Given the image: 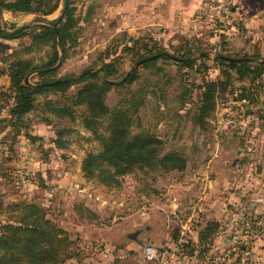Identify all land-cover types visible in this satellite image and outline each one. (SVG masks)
I'll list each match as a JSON object with an SVG mask.
<instances>
[{"label":"rangeland","instance_id":"374dc122","mask_svg":"<svg viewBox=\"0 0 264 264\" xmlns=\"http://www.w3.org/2000/svg\"><path fill=\"white\" fill-rule=\"evenodd\" d=\"M43 1V8L51 4L58 6L47 14L8 9L0 12L1 26L11 31L24 26L27 32L13 39L0 36V223L15 220L18 211L13 204L25 201L42 204L50 217L58 218L57 209L61 206L51 202L50 188L65 175L64 171L72 172L76 180L84 176L101 198L111 200L121 196L126 204L124 198L131 187H170L178 192L180 187L202 181L208 188V180L212 179L208 173L215 170L225 172L224 182L219 185L229 192L231 201L240 202L243 211V214L237 213V220H234L238 222L240 237L235 234L229 242L230 251L240 253L245 264H264V76L251 72L239 77L236 71L227 70L215 60L217 53L247 55L250 64L256 65L257 56L264 55L257 50L256 44L240 49L236 48L235 39L231 44L227 42L232 29L239 27L238 14L232 15L230 22L224 25L217 24L220 30L212 36L211 25L197 19L195 11L185 25L187 32L176 34L164 33V26H144L138 18L141 7L130 0H67L73 11L71 22L66 24L70 26L72 38L65 41L63 49L57 37L55 44L50 38L43 42L31 38L35 33L43 34V27L48 25L34 21L36 14L53 18L59 13L61 0ZM134 10H138L137 14ZM66 21L67 18H63L60 25ZM149 47H152L150 52ZM159 49L189 57L191 65H183L164 55L149 65L136 63L141 56ZM17 59L28 61L29 66L50 64L49 68L55 69L44 75L37 69L27 73L25 77L32 84L43 77L77 76L81 72L98 70L107 61L112 62L114 71L106 78L113 81L136 68L137 77L124 85H111L104 93V101L110 109L127 108L131 132L147 129L157 134L162 140V153L177 150L185 160V167L168 169L159 163L152 167L144 165L121 175L115 184L105 183L113 182L107 170L94 177L86 176L82 168L84 159L88 153L95 155L101 150L99 139L82 123L81 113L85 112L86 105L76 106L74 117H69L57 116L43 103L45 99H66L85 80L73 83L65 92L48 91L36 95L35 108L17 123V133L16 127L10 125L8 114L13 92L6 90L10 79L9 63ZM99 72L98 82L102 75ZM208 81H215L216 87L208 110L204 112L200 105ZM4 89L8 95L1 94ZM101 120L98 132L107 134V119ZM61 128L64 129L63 143L58 146L53 139ZM23 178H27L28 184ZM236 190L240 193L234 192ZM60 201L63 202V198ZM137 241L140 246L152 244L158 255L159 250L167 248L161 242ZM219 243L221 246L207 256L224 257L226 262L227 256L220 250L225 242ZM189 244L190 239L182 245H172L168 249L175 252L172 258L179 259L176 257L181 253L187 255L192 247ZM80 245L83 249L80 259H72L70 264L84 262L95 246L81 242ZM147 262L161 264L160 260ZM184 263L206 264L202 258L198 262L181 261Z\"/></svg>","mask_w":264,"mask_h":264},{"label":"crops","instance_id":"0c3cea01","mask_svg":"<svg viewBox=\"0 0 264 264\" xmlns=\"http://www.w3.org/2000/svg\"><path fill=\"white\" fill-rule=\"evenodd\" d=\"M130 1L141 7L138 18L144 26H164V33L176 34L187 32L185 25L201 2ZM232 1L233 15L237 13L240 22L238 29H232L227 42L231 44L235 39L236 48L240 49L256 44L257 50L264 52V0ZM134 12L137 14L138 10ZM63 174L50 188L51 202L61 206L57 209L59 217L53 216V219L72 236H78L81 243L96 246L84 262L76 264H148L142 254L143 246L137 240L164 243L167 248L158 252L161 264H181L183 260L198 262L201 258L204 261L209 252L221 246L219 242H225L220 250L227 256L226 264H245L240 253L232 252L228 247L236 235L240 237L237 234L238 222L234 223V220H237V213L243 214V211L240 202L235 204L231 201L229 192L226 193L225 187L219 185L224 182L225 172H209L207 176L212 179L208 180V188L202 181H196L190 187H180L178 192L170 187H131L124 196L126 204L121 201V196L111 200L101 198L82 175L76 180L72 172L64 171ZM234 192L240 193L239 190ZM189 239L192 251L173 259L175 252L168 249L178 243L182 245L181 240L189 242Z\"/></svg>","mask_w":264,"mask_h":264},{"label":"trees","instance_id":"16d2710c","mask_svg":"<svg viewBox=\"0 0 264 264\" xmlns=\"http://www.w3.org/2000/svg\"><path fill=\"white\" fill-rule=\"evenodd\" d=\"M34 1H37V3H34ZM44 2L43 0H0V7L11 11H40L47 14L58 6L51 4L47 8H43L42 4ZM72 12V7L66 0L64 11L61 18L56 21V25L54 27L45 25L43 34L36 35L35 33L31 36L33 41L41 40L43 42L50 38L55 44L57 37L59 40L58 44L64 49L65 41L72 38L69 30L70 26H66L67 23L71 22ZM63 18H67V21L60 25ZM222 25L224 24L222 23ZM23 27H16L11 31L0 25V36L9 39L19 38L27 34ZM41 35H44V37ZM127 48L130 47L128 46ZM144 48H146V45H144ZM151 50L152 47H149L148 51L150 52ZM160 51H163V49H159L156 52ZM54 54L57 56L55 50ZM147 55H143L137 60ZM222 55L242 57L244 59L231 60ZM179 57L185 59L174 60L186 66L191 65V60H188L187 57ZM257 57L259 58L256 65L250 64L251 59L247 55L236 56L217 53L215 60H218L227 70L233 69L236 71L239 77L251 74V72L264 76V55ZM157 58H149L139 64L149 65ZM111 63L107 61L98 70L81 72L77 76L65 74L61 77H43L40 81L32 84L25 80L27 73L37 69L39 74L44 75L53 73L55 69L49 68L50 64L33 67L28 65V61L19 59L11 61L9 63V85L6 88V90L13 92V102L8 107L10 125L14 129L16 127L15 130L18 133L17 123L21 122V118L26 113L35 108L36 95L39 93L48 91L65 92L73 83L85 80L66 99L61 101L45 99L43 103L57 116L69 117H74L76 106L86 105L85 112L81 113L82 123L84 127L93 132L101 143V150L95 155L88 153L83 161L82 168L83 170L85 169L86 176L94 177L107 170L110 172L109 179H112L113 182L105 183L115 184L118 183L121 175L132 172L136 167L144 165L152 167L159 163L168 169L185 167V160L179 156L177 150L172 149L162 153V140L157 134L147 129H142L136 133L131 132L129 128L130 115L127 108L119 106L110 109L106 104L104 93L111 85H124L137 77V70L133 68L119 80L107 79V74L114 71ZM99 71L102 72L100 82L97 81L100 74ZM206 85L207 87L203 91L204 101L200 105L201 110L204 112L208 110V102L213 98L212 91L216 87V82L208 81ZM6 90L4 89L1 94L8 95L9 93ZM103 117L107 119V134L98 132V125L102 124L101 119ZM63 132V128L58 129L57 137L53 139L58 146L63 143L61 140ZM97 156L100 157V160L96 159ZM13 207L18 211L17 218L0 223V264H70L69 262L72 259H80L83 252L80 238L72 236L68 230L60 226L48 215L42 204L35 201H25L14 203Z\"/></svg>","mask_w":264,"mask_h":264},{"label":"built area","instance_id":"2783aa9c","mask_svg":"<svg viewBox=\"0 0 264 264\" xmlns=\"http://www.w3.org/2000/svg\"><path fill=\"white\" fill-rule=\"evenodd\" d=\"M233 15V1L232 0H201L195 16L199 20H204L212 27V36H215L219 32L217 24H224V22H230L231 16ZM27 178H23L28 184ZM180 242H184L181 240ZM142 254L148 261H158V254L151 244H145L142 247ZM206 264H226L224 257L210 258L209 256L205 258Z\"/></svg>","mask_w":264,"mask_h":264},{"label":"water","instance_id":"95a60500","mask_svg":"<svg viewBox=\"0 0 264 264\" xmlns=\"http://www.w3.org/2000/svg\"><path fill=\"white\" fill-rule=\"evenodd\" d=\"M65 5H66V0H61V6L59 8V13L53 17V18H50L46 15H42V14H36L33 18L34 21H37V22H41V23H45V24H48V25H51V26H55L56 25V21L59 20L62 16V13L64 11V8H65ZM0 12H2V8L0 7ZM161 55H164V56H168V57H171L173 59H185L183 57H179L173 53H170L168 51H160V52H155V53H152L150 55H147L146 57H143L139 60L136 61V63H140L146 59H149V58H155V57H158V56H161ZM222 56H225L231 60H242L244 58L242 57H235V56H226V55H222ZM189 58V57H187ZM25 80L28 82V79L25 78Z\"/></svg>","mask_w":264,"mask_h":264}]
</instances>
